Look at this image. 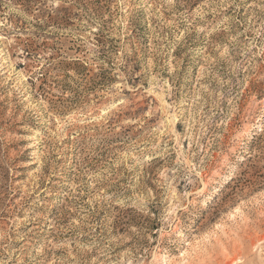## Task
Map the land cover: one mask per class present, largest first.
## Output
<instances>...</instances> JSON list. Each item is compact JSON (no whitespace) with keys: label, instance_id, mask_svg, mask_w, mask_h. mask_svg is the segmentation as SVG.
<instances>
[{"label":"rangeland","instance_id":"rangeland-1","mask_svg":"<svg viewBox=\"0 0 264 264\" xmlns=\"http://www.w3.org/2000/svg\"><path fill=\"white\" fill-rule=\"evenodd\" d=\"M0 264H264V0H0Z\"/></svg>","mask_w":264,"mask_h":264},{"label":"bare ground","instance_id":"bare-ground-1","mask_svg":"<svg viewBox=\"0 0 264 264\" xmlns=\"http://www.w3.org/2000/svg\"><path fill=\"white\" fill-rule=\"evenodd\" d=\"M206 185V184H205ZM205 190H207V189H205Z\"/></svg>","mask_w":264,"mask_h":264}]
</instances>
